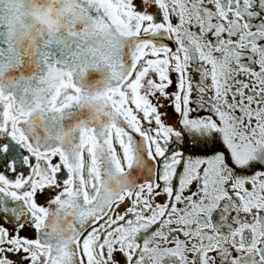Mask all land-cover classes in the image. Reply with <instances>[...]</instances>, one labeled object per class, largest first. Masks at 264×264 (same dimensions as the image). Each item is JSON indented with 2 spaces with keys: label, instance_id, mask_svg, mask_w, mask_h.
Returning a JSON list of instances; mask_svg holds the SVG:
<instances>
[{
  "label": "snow or ice",
  "instance_id": "obj_1",
  "mask_svg": "<svg viewBox=\"0 0 264 264\" xmlns=\"http://www.w3.org/2000/svg\"><path fill=\"white\" fill-rule=\"evenodd\" d=\"M0 264H264V0H0Z\"/></svg>",
  "mask_w": 264,
  "mask_h": 264
}]
</instances>
